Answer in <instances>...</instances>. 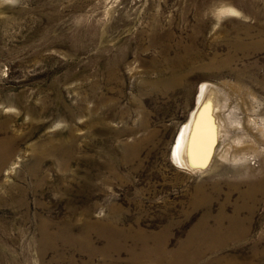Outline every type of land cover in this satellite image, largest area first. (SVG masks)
Here are the masks:
<instances>
[{
  "label": "rangeland",
  "instance_id": "rangeland-1",
  "mask_svg": "<svg viewBox=\"0 0 264 264\" xmlns=\"http://www.w3.org/2000/svg\"><path fill=\"white\" fill-rule=\"evenodd\" d=\"M245 127L264 152V0H0V264H264Z\"/></svg>",
  "mask_w": 264,
  "mask_h": 264
},
{
  "label": "bare ground",
  "instance_id": "bare-ground-1",
  "mask_svg": "<svg viewBox=\"0 0 264 264\" xmlns=\"http://www.w3.org/2000/svg\"><path fill=\"white\" fill-rule=\"evenodd\" d=\"M204 84L201 85L199 90H198V96L196 98L197 107L191 113L188 121L185 124H183L182 127H180V129L177 133V136L175 138L172 150H171V160L175 164H177V165L179 164L180 166L181 165L184 166V165H186V163H189V161H190L189 157L190 156L196 160L198 157H202L204 154L203 151L205 148V141H204L202 134L200 133V130H199V127L201 124V122H200L201 119L199 117V108H200V105L202 103V99L204 98L203 97L204 93H205L206 88H207ZM244 129L250 134V137L244 138L245 139L244 142H247L246 145H242V143H240L241 147H238V149L236 151V155H235L236 159H234L233 163L238 162V164H244L241 162V159L243 161L249 160L247 158L246 154H248L250 152V156H256L258 158L257 159L255 157V159L257 160V164H264V158H262V155L264 154V152L262 151L261 144L259 142V137H258L257 132H256V128H253L251 130L250 128L245 127ZM262 138H264V134H262ZM237 153H243V155L241 156V159L238 158ZM255 163L256 162L252 163L249 160V164H255ZM238 171H239V168H231L229 170V172H232V173L233 172L237 173ZM250 193H247V194L250 195ZM238 211L239 210L237 209L236 212H238ZM229 222L233 224L232 226H234V225H236V223H238V220L233 218ZM202 225H203V223H202ZM217 228H219V226H217ZM202 234H204V232ZM205 234H206V232H205ZM199 238H200V236H199ZM204 239H202V240H204ZM192 241H195V240H192ZM187 242L190 243L189 241H187ZM193 243H195V242H193ZM152 252H154V251H151V253ZM163 252L166 253V249H163V251H161V253L159 255H161ZM163 254L161 256H163ZM152 256L153 255H151V257ZM161 256H159V257H161ZM149 259H150V257H149ZM162 262H163V258H162ZM162 262H161V264H162ZM156 264H160L159 261Z\"/></svg>",
  "mask_w": 264,
  "mask_h": 264
}]
</instances>
